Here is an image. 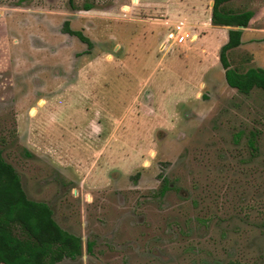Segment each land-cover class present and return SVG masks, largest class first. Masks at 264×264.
Instances as JSON below:
<instances>
[{"label":"rangeland","instance_id":"obj_1","mask_svg":"<svg viewBox=\"0 0 264 264\" xmlns=\"http://www.w3.org/2000/svg\"><path fill=\"white\" fill-rule=\"evenodd\" d=\"M210 1L0 0V151L81 239L59 264H264V94L227 86ZM231 5L230 64L264 70V0Z\"/></svg>","mask_w":264,"mask_h":264},{"label":"trees","instance_id":"obj_2","mask_svg":"<svg viewBox=\"0 0 264 264\" xmlns=\"http://www.w3.org/2000/svg\"><path fill=\"white\" fill-rule=\"evenodd\" d=\"M232 2L234 0H212L210 15L212 26L230 27L227 42L218 56L225 82L229 88L244 95L256 89L264 94L263 69L250 67L240 71L230 64L229 55L241 46L242 32L249 27L253 17L251 10L237 11ZM63 31L92 47L91 41L81 32L72 31L67 22L63 24ZM252 144L251 139V147ZM166 182L164 179L160 194L168 190ZM81 248V239L63 230L45 203L26 197L18 174L0 151V264H58L66 258L80 256Z\"/></svg>","mask_w":264,"mask_h":264},{"label":"built area","instance_id":"obj_3","mask_svg":"<svg viewBox=\"0 0 264 264\" xmlns=\"http://www.w3.org/2000/svg\"><path fill=\"white\" fill-rule=\"evenodd\" d=\"M190 28H186L183 23H178L165 35L162 47H170L172 45H181L186 41L192 42L193 37L196 35L193 31H186Z\"/></svg>","mask_w":264,"mask_h":264},{"label":"crops","instance_id":"obj_4","mask_svg":"<svg viewBox=\"0 0 264 264\" xmlns=\"http://www.w3.org/2000/svg\"><path fill=\"white\" fill-rule=\"evenodd\" d=\"M211 7H212V0L209 2V14H208V20H207V22L205 23L206 25H208V26H210V27L212 26V25L210 24ZM198 24H199V23H195V22H193V24L190 25V26L194 29V34L196 35V39H197V40L199 39V34H198L197 30H196ZM215 27H216V26H212V28H215ZM225 28L228 29V27H225Z\"/></svg>","mask_w":264,"mask_h":264},{"label":"flooded vegetation","instance_id":"obj_5","mask_svg":"<svg viewBox=\"0 0 264 264\" xmlns=\"http://www.w3.org/2000/svg\"><path fill=\"white\" fill-rule=\"evenodd\" d=\"M165 178H163L162 179V183H163V180H164ZM166 180V179H165ZM167 181V180H166ZM162 183H161V186H162ZM166 185H167V187H168V181L166 182ZM160 189H161V187H160ZM168 190H169V187H168ZM167 190V191H168ZM166 191V192H167ZM166 192H164V194L166 193ZM164 194H160V192H159V195L160 196H163ZM36 202V201H35ZM43 203V202H42ZM47 205V204H46ZM48 206V205H47ZM49 207V206H48ZM50 208V207H49ZM51 210V209H50ZM52 211V210H51ZM52 218H53V214H52ZM71 235V234H70ZM73 235V234H72ZM75 236V235H74ZM82 242V241H81ZM90 246V247H89ZM82 248H83V245H82ZM81 248V249H82ZM91 248H92V244L90 243V242H87L86 243V246H85V248L84 249H86V252L89 254L90 252H91ZM90 249V250H89ZM82 253H83V249H82ZM82 255V254H81ZM80 255V256H81ZM80 256H78V257H80ZM77 258V257H76ZM76 258H73V259H71V260H74V259H76ZM66 259H70V258H66ZM59 264V263H58Z\"/></svg>","mask_w":264,"mask_h":264},{"label":"water","instance_id":"obj_6","mask_svg":"<svg viewBox=\"0 0 264 264\" xmlns=\"http://www.w3.org/2000/svg\"><path fill=\"white\" fill-rule=\"evenodd\" d=\"M230 29V27H228V30Z\"/></svg>","mask_w":264,"mask_h":264}]
</instances>
